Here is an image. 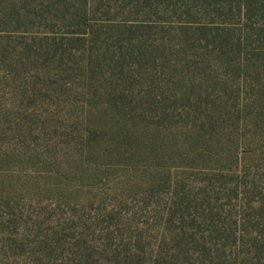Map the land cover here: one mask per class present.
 Listing matches in <instances>:
<instances>
[{"label": "rangeland", "instance_id": "rangeland-1", "mask_svg": "<svg viewBox=\"0 0 264 264\" xmlns=\"http://www.w3.org/2000/svg\"><path fill=\"white\" fill-rule=\"evenodd\" d=\"M235 236L264 264V0H0V264H231Z\"/></svg>", "mask_w": 264, "mask_h": 264}, {"label": "trees", "instance_id": "trees-1", "mask_svg": "<svg viewBox=\"0 0 264 264\" xmlns=\"http://www.w3.org/2000/svg\"><path fill=\"white\" fill-rule=\"evenodd\" d=\"M224 3V2H223ZM263 210H260V212L262 213ZM250 214H247L246 212V209L243 207L241 213H240V216H239V219L241 222H243L244 225L248 226L246 228L245 231L248 230V228L250 227H254L256 228L255 224H253V222L250 220ZM259 217H261V215L259 214L258 215ZM254 228H251L252 229V233H257V235L260 237L259 239L256 238L254 239L253 241H257V242H260L261 240V235L259 234V232H257L256 230H254ZM257 229V228H256ZM243 242H241V245H242ZM246 245V244H243L241 247H240V243L238 244V241H237V238L235 236V241H234V244L231 245V246H226L225 244H221L219 247L220 250H218L221 254V257L223 258H227L229 260V263L231 264H245L246 261H247V254L249 253L248 251H244L242 249V247ZM233 247H235V250H233ZM230 248V250H229ZM251 250V249H250ZM208 254L211 256L212 253H210L208 251Z\"/></svg>", "mask_w": 264, "mask_h": 264}]
</instances>
